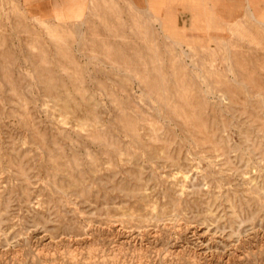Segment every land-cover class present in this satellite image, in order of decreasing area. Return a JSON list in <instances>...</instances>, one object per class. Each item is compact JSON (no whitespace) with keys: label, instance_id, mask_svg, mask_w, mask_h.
<instances>
[{"label":"rangeland","instance_id":"374dc122","mask_svg":"<svg viewBox=\"0 0 264 264\" xmlns=\"http://www.w3.org/2000/svg\"><path fill=\"white\" fill-rule=\"evenodd\" d=\"M90 13L0 0V264H264V29Z\"/></svg>","mask_w":264,"mask_h":264},{"label":"crops","instance_id":"0c3cea01","mask_svg":"<svg viewBox=\"0 0 264 264\" xmlns=\"http://www.w3.org/2000/svg\"><path fill=\"white\" fill-rule=\"evenodd\" d=\"M15 1L28 17L58 24H78L91 14V0ZM124 1L156 20L162 36L179 47L223 45L237 26L248 33L252 25L264 29V0Z\"/></svg>","mask_w":264,"mask_h":264}]
</instances>
